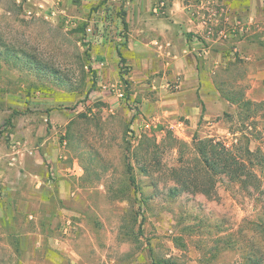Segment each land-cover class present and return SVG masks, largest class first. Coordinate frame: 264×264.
Here are the masks:
<instances>
[{"label": "rangeland", "instance_id": "1", "mask_svg": "<svg viewBox=\"0 0 264 264\" xmlns=\"http://www.w3.org/2000/svg\"><path fill=\"white\" fill-rule=\"evenodd\" d=\"M121 3L0 0V150L26 144L25 167H40L43 182L63 189L38 204L31 177L21 179L22 194L11 195L0 213V264H241L245 253L264 250L257 226L264 220V159L260 167L255 156L245 158L254 178L220 172L211 182L197 146L208 138L232 151L247 143L264 157V0L244 14L246 23L218 4L212 19L209 9L201 11L199 55L209 48L223 59L211 62L206 79L220 101L204 104L197 94L195 124L173 106L145 112L142 91L151 80L134 83L124 59L114 57L115 76H105L111 57H100L97 46L126 35ZM90 22L100 36L84 41ZM123 41L104 51L117 54ZM6 48L22 62L3 61ZM95 60H107L99 80ZM168 80V91L177 90L179 79ZM103 84L121 86L125 97ZM240 93L256 103L252 112L224 101ZM36 154L43 161L31 158ZM15 167L4 168L7 179Z\"/></svg>", "mask_w": 264, "mask_h": 264}, {"label": "crops", "instance_id": "2", "mask_svg": "<svg viewBox=\"0 0 264 264\" xmlns=\"http://www.w3.org/2000/svg\"><path fill=\"white\" fill-rule=\"evenodd\" d=\"M259 1L262 0H220L219 2L218 0H207L205 6V4L200 5V0H123V4L121 3L125 23L123 29H125L126 35L123 37L117 35L111 40L104 38L101 40V46H97L103 50L99 52L100 57H111L110 63H108L109 66L105 70V76H115L118 68L114 57L120 58V56L116 54L115 49L108 52L104 50L110 44L113 43L114 45L123 38L121 57L130 66V79L134 83H143L141 86L147 80H151V88L142 91L144 101L141 107L144 108V111H147L150 106H173L174 110L182 112L189 118L190 123L195 124L200 115L199 105H201L195 100L197 94L204 101V104L210 101V97L220 101L219 91L213 83L210 85L206 79L211 77L208 73L211 62L215 63L220 58L223 59L220 50L209 55V48L206 52L205 49H202L203 55H199V49L197 48L199 47V41L196 34L201 31L203 26V23L199 20L200 7L205 6L210 9L215 8L214 4H218L217 9L225 12V14L226 12H232L241 15L240 18L246 23L244 14L250 11V8H256L255 6ZM33 3L44 5L42 1ZM160 4H162V8L155 12V7ZM209 5L213 6L209 7ZM195 11L198 15L194 14ZM252 12L254 11L252 10ZM249 18H252V16H249ZM236 22L238 24L241 21L237 20ZM118 28L122 27L118 25ZM199 57H207V59L204 60ZM217 65L216 63L212 66L216 67ZM176 77L179 79V86L176 87L177 90L174 92H169L168 84L172 81L168 79L171 80V78ZM147 94L148 96H145ZM106 95L107 93H104V96ZM223 97L225 98V96ZM3 98L0 99L1 102H4ZM224 101L230 102L226 98ZM1 139L2 137H0ZM0 145H2L1 141ZM13 149L8 148L3 154L0 150L1 214H4L3 209L9 207L14 200L11 195L22 194L20 185L22 178L30 179L31 177L29 181L31 182L30 188H32L30 190L31 195L34 196L38 204H47L51 196L56 194V190H58L60 196L62 195L63 189H56L49 181L46 183L42 181L43 172L39 170L40 167L37 166L38 171H31L25 167L28 158V146L26 144L17 142ZM31 158L35 162L44 159L39 158L37 154ZM53 158L50 155L46 157V160L53 161ZM13 165L16 166L13 177L7 179L4 168ZM2 185L4 187H1ZM23 202L22 199L17 202L19 210L22 209Z\"/></svg>", "mask_w": 264, "mask_h": 264}, {"label": "trees", "instance_id": "3", "mask_svg": "<svg viewBox=\"0 0 264 264\" xmlns=\"http://www.w3.org/2000/svg\"><path fill=\"white\" fill-rule=\"evenodd\" d=\"M108 0H101V3L104 4ZM123 25L124 19L122 20ZM7 50L4 51L7 55ZM14 51V50H13ZM117 54L120 56V59L123 60L121 57L122 53L121 51H117ZM8 56V55H7ZM27 56V54H25ZM5 62L12 61V62H22L21 57H19L18 53L14 52L13 57L8 56L4 57ZM227 100H229L231 103H242V105L246 106L245 111L250 112L251 106L255 105L253 104L251 100H248L244 98V95L242 93L239 94V97H233L229 96V94L223 95ZM252 112V111H251ZM254 114V113H252ZM251 114V115H252ZM249 116V115H248ZM210 138L205 139L204 141H200L198 146V151L202 156V159L205 162V167L211 172L212 177L210 178L211 182L214 180V176L219 174L220 172H224L226 175H228L231 179H236L239 181H245L244 179H241L240 177L242 175H246L247 177H255V173L250 169L248 170V165H252V163L249 162L245 163V158H248L249 156H255L258 158V162L260 167L262 166L261 162L263 161L264 157L263 155L257 150L251 151L249 150L247 143L244 144V146L238 150L232 151L231 149L225 148V146L220 143L219 141H214ZM207 148V149H206ZM257 226L260 227L259 232L264 233V220H259L257 222ZM260 253L256 252H248L245 253L243 256V261L241 264H264V250H260ZM154 263L156 264H177L174 262H171L169 259H159L158 261L155 260Z\"/></svg>", "mask_w": 264, "mask_h": 264}, {"label": "built area", "instance_id": "4", "mask_svg": "<svg viewBox=\"0 0 264 264\" xmlns=\"http://www.w3.org/2000/svg\"><path fill=\"white\" fill-rule=\"evenodd\" d=\"M203 4H205V6H206L207 5V0H200V5H203ZM161 6H162V4H160L159 6L155 7V12H158L160 10V8H162ZM205 6L200 7V17L203 16V14H201V11L203 9H208ZM209 7H211V6L209 5ZM196 11L194 12V14L198 15ZM28 12L31 13V11H28ZM216 12H218V11L217 10L215 11L214 8H210L209 9V14L207 16V20L208 19H212V17L216 14ZM52 13L54 14V12H52ZM200 17H199V20H201V22L205 24L206 20L203 17H202L203 18V20H202V18H200ZM97 31L98 30L95 28V23L90 22L88 25H86V27H85V36H86V38L84 39V41H89V40L91 41V39L93 40L94 37L100 36V31H98V32ZM105 65H106V61H104V60H95V61H93L91 63L92 69L96 70L97 80L102 78V69H104ZM125 66H126L125 64L121 63V68L122 69H124ZM168 85H170V83ZM176 85L177 84L175 83L174 86L176 87ZM102 87L104 89L112 88V90L114 91V93L116 94V96L118 98H124L125 97V93H124L123 89L121 88V86H115L113 84L112 85L103 84Z\"/></svg>", "mask_w": 264, "mask_h": 264}]
</instances>
